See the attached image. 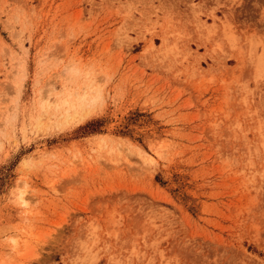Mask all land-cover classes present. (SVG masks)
<instances>
[{
	"label": "rangeland",
	"instance_id": "374dc122",
	"mask_svg": "<svg viewBox=\"0 0 264 264\" xmlns=\"http://www.w3.org/2000/svg\"><path fill=\"white\" fill-rule=\"evenodd\" d=\"M0 264H264V0H0Z\"/></svg>",
	"mask_w": 264,
	"mask_h": 264
},
{
	"label": "bare ground",
	"instance_id": "6f19581e",
	"mask_svg": "<svg viewBox=\"0 0 264 264\" xmlns=\"http://www.w3.org/2000/svg\"><path fill=\"white\" fill-rule=\"evenodd\" d=\"M65 103H68V102H65ZM73 106H74V105H72V103H70V106H69L68 108L71 107V109H74ZM76 107H77V106H76Z\"/></svg>",
	"mask_w": 264,
	"mask_h": 264
}]
</instances>
